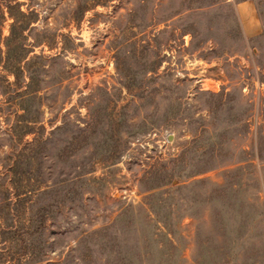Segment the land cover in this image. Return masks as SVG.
I'll return each instance as SVG.
<instances>
[{
    "label": "rangeland",
    "instance_id": "rangeland-1",
    "mask_svg": "<svg viewBox=\"0 0 264 264\" xmlns=\"http://www.w3.org/2000/svg\"><path fill=\"white\" fill-rule=\"evenodd\" d=\"M236 1L0 0V264H264Z\"/></svg>",
    "mask_w": 264,
    "mask_h": 264
},
{
    "label": "crops",
    "instance_id": "crops-1",
    "mask_svg": "<svg viewBox=\"0 0 264 264\" xmlns=\"http://www.w3.org/2000/svg\"><path fill=\"white\" fill-rule=\"evenodd\" d=\"M235 9L244 36L264 33V0H237Z\"/></svg>",
    "mask_w": 264,
    "mask_h": 264
}]
</instances>
